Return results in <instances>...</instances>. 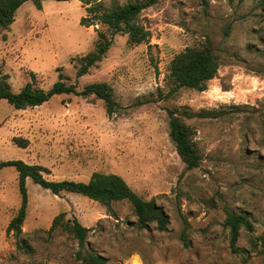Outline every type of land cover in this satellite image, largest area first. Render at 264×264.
<instances>
[{
    "label": "rangeland",
    "instance_id": "374dc122",
    "mask_svg": "<svg viewBox=\"0 0 264 264\" xmlns=\"http://www.w3.org/2000/svg\"><path fill=\"white\" fill-rule=\"evenodd\" d=\"M138 0H102L100 12ZM79 0L25 1L0 29V75L17 93L28 81L45 90L59 80L76 91L106 82L117 103L112 114L94 94H57L39 106L16 109L0 99V161L44 166L47 180H89L116 173L144 200L154 199L168 217L166 229L137 224L128 200L106 206L75 192L58 194L25 180L28 205L22 231L33 249H16L6 232L20 205L18 172L0 168V264H79L77 240L56 228L54 216L89 227L86 246L105 264H264V0H158L140 13L149 42L130 44L116 33L102 60L77 77L80 58L108 38L101 24L80 23ZM209 44L219 59L207 89L181 88L171 98L169 65L185 47ZM189 107L187 118L201 157L187 168L169 137L167 108ZM26 140L21 147L15 139ZM228 213L244 214L230 247Z\"/></svg>",
    "mask_w": 264,
    "mask_h": 264
},
{
    "label": "trees",
    "instance_id": "16d2710c",
    "mask_svg": "<svg viewBox=\"0 0 264 264\" xmlns=\"http://www.w3.org/2000/svg\"><path fill=\"white\" fill-rule=\"evenodd\" d=\"M27 0H0V29H6L14 21L15 12ZM37 8H41L43 0H31ZM65 1V0H59ZM85 5L87 15L83 16L80 23L85 26L91 24H101L111 32L108 38L103 31H97L98 40L94 48L80 58V65L76 76L88 73L89 69L100 62L104 54L108 51L112 43V36L116 33L126 34L130 44H140L149 42V31L138 23V17L142 10L154 5L158 0H138L127 2L120 6H111L100 12L102 0H79ZM219 59L211 46L207 43L202 47H185L176 53L169 65L170 89L162 96L164 99L171 98L179 89L188 88L197 91L207 89V82L213 79L219 69ZM32 81L26 82L20 91L14 93L6 78L0 75V99H5L16 109L39 106L47 101L51 96L57 94H94L102 99L106 106V111L110 115L117 106L113 99V89L106 82L90 84L84 87L81 92L76 91V85L66 83L65 77L59 73V80L45 90L34 84V74L31 73ZM168 115L169 137L174 142L175 149L181 161L186 167L191 169L198 167L201 157L198 153L195 142L192 139V128L185 122L187 118L201 116L202 112H194L189 107H171L166 109ZM15 143L21 147H26L24 139H15ZM13 166L18 172V187L20 193V205L16 213L7 224L6 232H13L16 238V249L22 254H32L33 249L28 243L22 231V224L26 217L28 194L25 180L27 177L40 185L44 189L50 190L54 194L61 191L75 192L84 195L106 206L108 212H112L111 204L114 201L128 200L137 217V224L141 228H147L154 223L160 231L166 229L169 222L168 217L159 209L154 199H142L125 181L116 173L93 172L88 181L72 180H47L42 172H48L44 166L29 164L20 159L0 161V168ZM66 213L61 212L54 216L47 232L51 234L56 228L70 233L77 240V248L74 252V259L79 264H105L106 258L95 250L86 246L89 227L84 226L77 218H66ZM225 224L229 226L230 247L236 251L240 227L250 231L251 224L244 214L228 213ZM264 249V239L261 241Z\"/></svg>",
    "mask_w": 264,
    "mask_h": 264
}]
</instances>
